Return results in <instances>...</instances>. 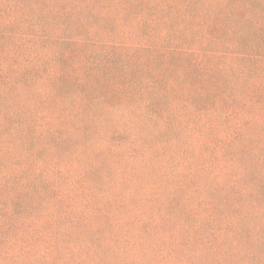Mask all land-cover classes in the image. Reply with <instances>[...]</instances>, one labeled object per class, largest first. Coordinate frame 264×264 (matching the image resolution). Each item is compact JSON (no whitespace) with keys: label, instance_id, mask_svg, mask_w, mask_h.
Listing matches in <instances>:
<instances>
[{"label":"trees","instance_id":"trees-1","mask_svg":"<svg viewBox=\"0 0 264 264\" xmlns=\"http://www.w3.org/2000/svg\"><path fill=\"white\" fill-rule=\"evenodd\" d=\"M29 1L0 0V264H37V259L58 264L61 248L63 264H67L73 253L82 248L79 237L67 240L70 244L63 246V237L69 231L64 234L57 224L71 210L68 208L79 207L70 197L69 206V199L58 198L71 195L67 185L73 177L71 169L83 173L81 168L71 167L79 162L70 159L73 149L82 155L80 146L102 150L109 147L111 155L118 157L117 179H142L141 176L161 170L163 179H177L176 184L168 187L174 190L178 186L186 197L169 200L159 195L156 199L155 196L144 201L137 199L141 204L136 201L132 208L141 210L142 215L153 209L156 200L165 203L167 210L166 203L175 211H211L212 205L207 201L212 191L213 204L222 195L218 200L220 216L219 219L211 216L216 218L213 224H225L232 215L238 221H231L234 224L255 216L254 211L260 210L257 201L264 203V194L255 195L264 186L252 181L264 179V113H258L264 110V0H96L93 5L106 9L113 24L115 18H120L118 21L124 22V28L138 23L148 26L149 21L157 25L162 22L167 27L150 38L138 37L136 43L132 37L117 39L121 45L115 47L126 51L140 48L137 52L142 54L146 52L142 49H151L148 50L151 79L146 82L149 87L139 84L135 93L125 99L103 95V108L99 112L88 107L81 96L102 94L83 89L87 85L81 82L100 76L104 69H92L87 64L81 68L70 64L67 68H42L38 57L48 51L36 46L41 40L67 43L68 47L71 42L87 46L82 39L77 40L76 32L81 27L74 28V23L83 20H76L79 13L73 8L87 0ZM69 14L73 29L60 26L51 17L62 16L66 20ZM127 14L131 17L126 18ZM123 16L125 19H121ZM94 19L103 21L97 12ZM91 34L89 43L111 46L102 42L108 36H98L102 31ZM169 34L173 38H168ZM99 56L114 62L118 53ZM82 59L74 58L76 66ZM63 77L74 81L63 85L59 82ZM103 91L106 94V89ZM68 95L74 98L68 100ZM253 105L255 112L250 111ZM135 130L137 133L133 134ZM114 132L126 133L123 135L128 139L110 144L108 139ZM149 134L162 140L143 142L141 136ZM176 140L182 141L186 149L192 148V156L176 150L173 147ZM125 149L128 151L117 154ZM51 162L56 166H51ZM17 164L25 165H21L23 170L18 179H12ZM27 168L40 172L42 179L30 181L31 174L24 175ZM193 179H213L208 185L209 192L203 195V189ZM239 179L246 180L239 185ZM30 185L38 187L36 194L42 199L49 198V203L38 212L18 210L12 202L13 196ZM239 186L243 193L251 191L245 199L250 212L238 218L237 214L245 211H241L242 203L233 202L230 195L232 189L241 191ZM157 187L152 185L150 189ZM193 196L195 201H190ZM54 197L57 200L51 202ZM101 201L104 199L100 198ZM223 201L227 202L224 210ZM109 212L103 209L97 221L96 228L102 233L106 230L104 220L113 216ZM201 219L197 218L202 222ZM158 222L149 217L144 219L146 226L158 227ZM198 237L203 239L201 235ZM81 262L89 264L86 257Z\"/></svg>","mask_w":264,"mask_h":264},{"label":"rangeland","instance_id":"rangeland-1","mask_svg":"<svg viewBox=\"0 0 264 264\" xmlns=\"http://www.w3.org/2000/svg\"><path fill=\"white\" fill-rule=\"evenodd\" d=\"M95 1L87 0L84 1L87 4H79L73 7L79 13L76 20H83L80 24L74 23V28L81 27L76 32L78 34L77 40L82 39L87 46L82 47L84 45L82 43L77 42V44L71 42L68 47L67 43H49L45 40L38 41L36 46L39 50L48 51L47 54H41L38 57L41 58L38 60L42 68L44 66L47 68H60V66L67 68L66 65L69 64L81 68V65L87 64L92 69H104L102 70L104 73L96 78L84 79L83 82H81L83 79H79V82L87 85V88L83 86V89L97 91L102 94V96L95 97L92 94L82 95L80 94L81 91H78L79 97L82 95L81 97H83V101H87L88 107L91 106L99 112L103 108L102 103L105 99L103 95L107 97V95L112 94L111 98L125 99L127 95H133L135 93V89L139 84L149 87L146 82L151 79L149 75L151 57L148 52L151 49H142L146 51L142 54L137 52L140 48H136L135 50L130 49L134 53L132 51H126L122 48L115 47L121 45L117 39H122L123 36L132 37L131 40L136 43L138 37L150 38L149 36H153V33L156 34L167 29V27L162 22L157 25L155 22L149 21L148 26H143L141 23H138L135 27L124 28V22L118 21L120 18H115L116 23L113 24L111 19L108 18L110 14H106V9L93 5ZM29 3L31 2H26L25 5ZM96 12L97 14L100 13L103 21H95L94 14ZM121 16L122 13H120L119 17ZM51 17L60 23V26L73 29V24L69 23L71 21L70 14L66 20L62 19V16L52 15ZM130 17L131 15H126V18ZM121 19H125V16ZM104 21H107L106 27H104ZM51 26L55 27L54 25ZM106 29L109 30L105 32ZM154 29L159 30L154 31ZM95 30L102 31V34L98 35L99 37L108 36L102 42L109 43L111 46L89 43L87 39L92 38L89 35H92L91 33ZM167 37L173 38L170 34ZM244 43L247 45L248 40L246 39ZM144 47L147 46H143L142 48ZM101 53L106 55V57L111 53H118V56H116L114 62H107L106 59L103 60L100 58L99 54ZM73 57L76 59L84 57V59L77 63L78 65L76 66ZM194 57L196 59L198 58L196 56ZM109 69L111 70L109 71ZM140 70L143 71L142 74ZM114 71H117L119 75H108ZM80 75L81 73H78V78ZM72 81L74 79L69 81L67 77L59 80L63 85L71 84ZM103 89H106V94ZM66 98L71 100L74 97L73 95H68ZM250 111H256L255 105H253ZM258 113L262 114L264 110ZM116 133L114 132V135L108 139L110 144H113L114 141L122 142L124 139H128L126 135H123L126 133H121V135ZM136 133V130L133 131V134ZM176 136L182 139L181 135ZM141 138H143V142H149L153 138L158 139L159 137H154L152 134H149L144 135V137L141 136ZM176 141L173 145L176 150H182L184 153L186 152L189 156H192V148L189 149L187 147L186 149L182 141ZM163 142H166V140L163 139ZM149 146L152 145L149 144ZM80 149L82 150V152L80 151L82 155L77 154L78 149H73V153H70V159L71 161L79 162L71 167L81 168L83 173L75 172L71 169V175L73 177L67 183L71 195L67 194V196L58 198L69 199L68 206L71 203L70 198L74 199L79 206L73 209L68 208L71 210H67V213L62 216L61 221L57 223L61 225L60 228L64 234L67 230L69 231L63 237L65 242L63 246L70 244L67 240L71 241L77 237L81 238L78 239L80 240L78 244L82 242L83 245L81 249L73 253L74 257L67 264H83L81 262L83 257H86L89 264H264V208L261 207L264 206V203H261V201H257L258 203L260 202L259 205L256 204L260 210L254 211L255 216L251 219L234 224L233 222L238 221L232 215L228 218L229 222H225V224H213L212 222L216 221V218L211 216H216L218 219L220 216L218 200L222 198V195L218 197L217 204H213L214 194L212 191L209 192L208 187L210 181L213 179H193L200 185L201 190L203 189V195L209 192L207 202L210 207L212 205L211 211L202 210L199 213H191L181 209L175 211L170 208L169 203H166V206L169 207V210H167L164 206L165 203L156 200L153 209L145 213V215H142L141 210L132 208V205L138 200L144 201L145 198L148 199L152 196H155L156 199L159 195L167 196L169 200H182L186 197V192L178 186H175L176 189L174 190L168 187L170 184H176L177 179H163L162 174L164 172L162 170L157 172L153 171L149 176H141L142 179H117L116 159L118 157L117 155L115 157L111 155L109 147L106 149L103 148L104 150H102L80 146ZM125 151L128 150L125 149L117 154L120 156ZM205 154L203 153V155ZM75 157L78 159L76 160ZM182 157L185 159V163H187L186 157ZM21 165L17 164L16 174L12 179H18L16 178L17 175L20 170H23ZM50 165L56 166L52 162ZM33 170L32 168H27L24 175L27 177V175L31 174V177H28V179H31L30 181L33 179H42L40 172L37 173L36 171L34 173ZM244 180L246 179H239V185ZM259 180L252 179L253 182H258L259 186L263 187L264 179ZM152 185L158 187L152 190L150 189ZM144 186L148 187V189ZM240 187L239 190H241ZM37 189L38 187L30 185L19 195L13 196V200H11L15 207L18 210L40 211L45 204L49 203V198L46 196L45 199H42L41 195L36 194ZM250 191L248 189L246 193H243V190L237 192L236 189L231 190L230 196H232V201L242 203L241 211H245L237 214L238 218L240 215L250 212L245 205V199L248 198ZM261 193L264 194V188L260 192L255 193V195L258 196ZM56 197L50 198L51 202H55L57 200ZM100 198H103L104 201L100 202ZM195 199L193 196L190 201H195ZM62 202L65 204L66 200H62ZM138 202L141 204L140 201ZM222 203L225 204L222 207V210H224L226 209L227 202L223 201ZM56 206L61 205L56 204ZM103 209L110 211L109 214L113 215L109 217V219L113 217L110 220L111 223L109 226L107 224L109 219L104 220V224L106 225L104 233L99 228H96L97 221L102 216H100V213ZM145 217L155 220L158 219L159 226H146V223H144ZM198 217L200 219L203 217L201 219L202 222L197 220ZM94 221L96 224H94ZM219 227H222L223 230H219ZM161 235H164V237L160 238ZM198 235L203 236V239L199 240ZM63 261L64 252L61 248L57 263L63 264ZM35 263L46 264L43 259H37Z\"/></svg>","mask_w":264,"mask_h":264}]
</instances>
